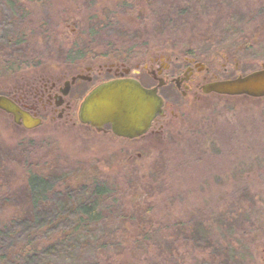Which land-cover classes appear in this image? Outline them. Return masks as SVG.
<instances>
[{
	"label": "rangeland",
	"instance_id": "374dc122",
	"mask_svg": "<svg viewBox=\"0 0 264 264\" xmlns=\"http://www.w3.org/2000/svg\"><path fill=\"white\" fill-rule=\"evenodd\" d=\"M149 1L0 0V92L32 100L35 76L104 53L133 70L157 58L182 71L191 56L207 78L264 67V0ZM74 45L86 49L79 63ZM139 78L153 82L145 71ZM161 93L164 117L137 139L69 126L36 102L42 121L32 128L0 111V216L23 209L27 183L35 188L41 173L83 171L105 182L127 214L112 210L73 264L94 253L98 264H144L176 251L184 264H262L264 97L211 93L195 101L172 83ZM182 221L196 231L177 232Z\"/></svg>",
	"mask_w": 264,
	"mask_h": 264
},
{
	"label": "trees",
	"instance_id": "16d2710c",
	"mask_svg": "<svg viewBox=\"0 0 264 264\" xmlns=\"http://www.w3.org/2000/svg\"><path fill=\"white\" fill-rule=\"evenodd\" d=\"M71 173L56 172L52 176L41 173L35 179V188L27 183L31 194L28 191L23 209L0 216V264H73L83 252V247L85 249L92 243L90 237L96 226L111 216L112 210L118 209L121 216L127 214L115 205L116 197L112 199L105 182H99L83 171ZM84 176L86 179L83 181ZM106 200L112 205L103 206ZM119 206H125L121 199ZM196 228L188 221L175 224L177 232L185 235L193 234ZM97 254L75 264H98ZM173 255L144 264H184L179 251ZM215 264L230 263L221 259Z\"/></svg>",
	"mask_w": 264,
	"mask_h": 264
},
{
	"label": "flooded vegetation",
	"instance_id": "af4514ba",
	"mask_svg": "<svg viewBox=\"0 0 264 264\" xmlns=\"http://www.w3.org/2000/svg\"><path fill=\"white\" fill-rule=\"evenodd\" d=\"M148 2L150 1L148 0ZM5 44L8 45L10 43H5ZM75 47L76 45H74V49H72V51L73 54L75 53L78 56V60L76 61L79 63L80 61L83 60L82 57H84L85 54L84 52H86V49L84 48L83 53H80L78 49H75ZM105 55L106 53L102 54L99 57L94 56L91 58L89 62H83L82 65L77 67L76 69H74L73 67H68L67 70L64 71L62 70L57 74H53L51 77L45 80H43L44 79L43 76H35V78L32 81L33 82L32 87H34L32 92V97H33L32 100H27L25 96H23L24 94L19 95V97H15L13 94L7 95L0 92V95H5L11 98L20 108L27 111L32 116L39 118L40 123L42 121V118L38 114V111L36 110L35 102L40 103L42 107L45 109V111L48 110L49 112H51L52 114L51 118L55 120L63 121L64 124H67L72 127L76 125H84L86 127H90L91 129H94L97 132L110 133L114 137L128 140V139H137L145 135L148 131L152 130L157 123H159L162 120V118L165 115L166 99L164 95L161 93V89L165 87L168 83H172L174 87L178 91H180V93L183 96L190 95L196 101L197 99H200L204 95L207 96L213 93V92L210 93L203 92L202 86L204 84L215 80L231 79L237 76L245 75V74H238L230 78H221L213 75L211 78H207L206 73L208 71V68L205 67L201 61H198V59H195L194 57L191 56H189V58L184 57L185 59L181 64V65L184 64L183 70L177 71L179 70V68H176L174 65L169 63V61L167 62L164 61L161 63L157 58L153 59V61H155L156 63V66L145 65L142 67V69L137 68V70H133L125 63V61L122 60V58L117 57L114 58L113 60L111 59L105 60L106 59ZM77 56H74L73 59L70 58V61L73 62V60L77 58ZM262 68L264 67L253 69L247 73ZM142 71H145L148 77L153 80L152 83L144 82L141 80V78H139ZM199 73H202V75H199ZM114 79L137 80L145 88H156L157 94L161 97L162 111L161 113H156V115L154 116L151 122L150 127L142 135L133 138L123 137L114 134L111 130L110 124L108 123L103 125L100 130H97L96 128L90 126L89 124L83 123L78 119V109L83 98L97 85ZM37 81L40 82L38 83L37 86H35ZM243 96L246 98L251 97L247 95H243ZM263 97L264 96L259 98H263ZM79 98L81 99L79 101L78 106L76 107V99ZM75 116L77 120H74ZM17 125L24 127L23 124H17Z\"/></svg>",
	"mask_w": 264,
	"mask_h": 264
},
{
	"label": "water",
	"instance_id": "95a60500",
	"mask_svg": "<svg viewBox=\"0 0 264 264\" xmlns=\"http://www.w3.org/2000/svg\"><path fill=\"white\" fill-rule=\"evenodd\" d=\"M205 93L221 95L264 96V68L231 79L208 82ZM162 99L156 88H145L134 79H114L94 87L81 101L78 119L100 130L110 124L114 134L133 138L148 130L156 113H161ZM0 110L13 121L32 128L40 119L20 108L11 98L0 95Z\"/></svg>",
	"mask_w": 264,
	"mask_h": 264
}]
</instances>
